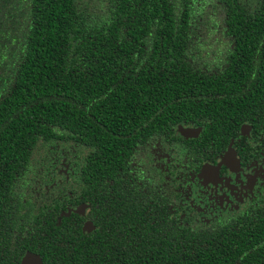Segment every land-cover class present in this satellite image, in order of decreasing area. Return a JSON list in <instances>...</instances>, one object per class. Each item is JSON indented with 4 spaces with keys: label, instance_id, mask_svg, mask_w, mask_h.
Instances as JSON below:
<instances>
[{
    "label": "trees",
    "instance_id": "trees-1",
    "mask_svg": "<svg viewBox=\"0 0 264 264\" xmlns=\"http://www.w3.org/2000/svg\"><path fill=\"white\" fill-rule=\"evenodd\" d=\"M87 1L0 0V264L25 252L43 264H264V207L184 228L135 187L119 193L114 174L135 143L181 121L205 120L224 143L247 122L264 139V11L103 0L90 12ZM63 143L89 148L83 180L100 201L90 234L61 213L71 199L29 181Z\"/></svg>",
    "mask_w": 264,
    "mask_h": 264
},
{
    "label": "flooded vegetation",
    "instance_id": "flooded-vegetation-1",
    "mask_svg": "<svg viewBox=\"0 0 264 264\" xmlns=\"http://www.w3.org/2000/svg\"><path fill=\"white\" fill-rule=\"evenodd\" d=\"M231 2L252 17L264 11V0ZM216 4L226 9L225 3ZM191 62L205 67L202 61ZM206 124L202 119L181 121L163 134L151 133L144 142L135 143L114 170L119 193L126 186L135 187L156 202L157 209H163V220L184 228L212 229L248 218L263 208L262 134H254L252 125L244 122L224 143L219 135L206 134ZM63 144L61 154L43 153L38 157L36 164L43 167L31 174L29 181L37 188L42 186L57 201L71 199L65 201L66 210L61 213L75 215L82 232L90 234L96 228L92 216L97 214L100 201L95 186L83 180L87 166L84 152L89 148Z\"/></svg>",
    "mask_w": 264,
    "mask_h": 264
},
{
    "label": "rangeland",
    "instance_id": "rangeland-1",
    "mask_svg": "<svg viewBox=\"0 0 264 264\" xmlns=\"http://www.w3.org/2000/svg\"><path fill=\"white\" fill-rule=\"evenodd\" d=\"M83 1H84V0H77V3L80 4V5L82 6V5H83V4H82ZM102 1H103V0H88V1L85 2L84 4L87 5V6H92V5H93L92 7L89 8V11L92 12L94 8L97 9V7L99 6L97 3L102 2ZM94 13H97V10H95ZM202 41L205 42L204 40H202ZM206 41H207V40H206ZM205 43H207V42H205ZM207 44H208V43H207ZM209 46H210V44H208V45L206 46V50L209 48ZM218 46H219L218 43H215V45L212 46L211 51L214 52V49H215V48L217 49ZM203 47H204V45L201 44V46L199 47V50L201 51V50L203 49ZM197 56H198V55H197ZM199 57H200V59L202 60L204 56H202V54H200ZM199 57H198V59H199ZM198 59H197V61H198ZM39 156H40V155H39ZM38 160H39V158L37 157V158L34 160V162H37ZM39 161H40V160H39Z\"/></svg>",
    "mask_w": 264,
    "mask_h": 264
},
{
    "label": "water",
    "instance_id": "water-1",
    "mask_svg": "<svg viewBox=\"0 0 264 264\" xmlns=\"http://www.w3.org/2000/svg\"><path fill=\"white\" fill-rule=\"evenodd\" d=\"M183 134L185 133L183 132ZM214 170H217V169H214ZM208 174H212V173L208 172ZM84 228H86V226ZM21 264H43V262H42L41 257L38 254L26 252V254L21 260Z\"/></svg>",
    "mask_w": 264,
    "mask_h": 264
}]
</instances>
